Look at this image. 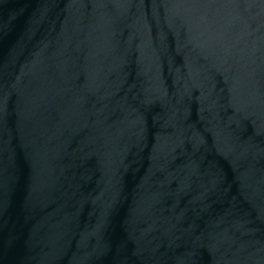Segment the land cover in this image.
I'll use <instances>...</instances> for the list:
<instances>
[{"label": "water", "instance_id": "water-1", "mask_svg": "<svg viewBox=\"0 0 264 264\" xmlns=\"http://www.w3.org/2000/svg\"><path fill=\"white\" fill-rule=\"evenodd\" d=\"M0 264H264V0H0Z\"/></svg>", "mask_w": 264, "mask_h": 264}]
</instances>
